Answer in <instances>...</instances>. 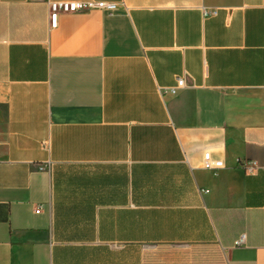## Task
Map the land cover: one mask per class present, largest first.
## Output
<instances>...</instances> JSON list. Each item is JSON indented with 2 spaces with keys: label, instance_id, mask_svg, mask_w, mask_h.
Wrapping results in <instances>:
<instances>
[{
  "label": "crops",
  "instance_id": "obj_1",
  "mask_svg": "<svg viewBox=\"0 0 264 264\" xmlns=\"http://www.w3.org/2000/svg\"><path fill=\"white\" fill-rule=\"evenodd\" d=\"M52 1L0 0V264H264V0Z\"/></svg>",
  "mask_w": 264,
  "mask_h": 264
},
{
  "label": "built area",
  "instance_id": "obj_2",
  "mask_svg": "<svg viewBox=\"0 0 264 264\" xmlns=\"http://www.w3.org/2000/svg\"><path fill=\"white\" fill-rule=\"evenodd\" d=\"M108 9L113 10L116 8L115 3L102 2V1H52L50 2V22L52 27H56L58 24V16L61 12H78V11H88L91 9ZM212 13H216L213 11ZM187 86L186 79L184 77L178 78L177 84L175 86H170L163 89V93L176 94L180 89ZM203 166L206 169H217L223 166L221 160H214L210 152H205ZM246 168L249 171H254L258 168V164L255 161L246 163ZM245 234H243L237 241L236 245H241L245 243Z\"/></svg>",
  "mask_w": 264,
  "mask_h": 264
}]
</instances>
